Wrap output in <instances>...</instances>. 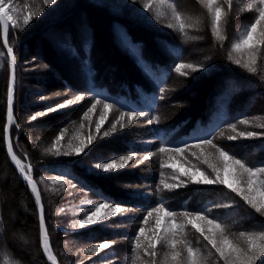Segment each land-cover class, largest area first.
<instances>
[{
  "label": "trees",
  "instance_id": "16d2710c",
  "mask_svg": "<svg viewBox=\"0 0 264 264\" xmlns=\"http://www.w3.org/2000/svg\"><path fill=\"white\" fill-rule=\"evenodd\" d=\"M147 2L55 0L45 6L43 0H13L17 15L31 12L33 19L24 26L20 16L18 28L9 24L8 45L16 64L12 147L17 158L32 169L50 247L58 264H149L150 258L142 250L133 253L132 244L141 226H154V217L147 225L142 220L147 210L159 203L177 213L200 211L214 217L227 226L233 240L241 230L264 229V215L256 213L223 184H194L187 175L180 174L179 180L172 181L171 172L175 171L167 166L169 163L213 175L205 163L190 156H200L204 147L190 148L179 155L159 152L161 146H184L208 138L249 166L264 162V127H257L264 125V45L255 51L231 50L254 22L255 8L246 9L250 0H233L230 12L224 5L227 15L221 22L225 35L221 42L212 34L206 6L198 0H152V7L145 11L143 5ZM170 5L182 15L183 33L175 26ZM169 23L174 27L168 28ZM93 30L104 34L110 51L108 58L101 52L96 63L94 41L86 36ZM109 36H113V44ZM192 47L201 49L200 54L191 52ZM250 51L256 57L254 73L242 66ZM236 59L242 61L241 65L233 63ZM180 62L203 65L204 70L193 73L183 69L186 75L181 76L175 71ZM129 65L141 70L138 75ZM8 80L9 58L1 43L0 29V264H50L40 247L33 194L5 152ZM186 83L193 86L189 91L198 90V95L188 98L186 91L179 92ZM76 95L83 99L31 120L32 115L68 99L75 100ZM97 97L114 105L99 134L95 132V122L102 108L91 114V121L83 119V113ZM146 101L154 103L153 107H145ZM121 110L143 111L146 115L130 124L125 117L124 127L118 124L111 132V124ZM153 115L159 117L158 124L147 122ZM242 119L248 123L241 124ZM233 123L235 132L229 127ZM106 130L110 134L103 137ZM249 131L258 135H237ZM61 132L64 136L56 144ZM89 135L94 141L85 149L87 155L54 154L56 150L71 152ZM229 136L237 139L229 140ZM211 150V162L219 164L218 153L215 148ZM124 155L135 156L124 168L104 172L95 167L98 162L119 160ZM165 183L181 186L166 189ZM104 200L130 211L81 229L79 220L86 219ZM185 232L184 238L193 247L205 256L211 252L208 264H223L191 225ZM105 241L115 243L97 251L96 245ZM178 250L183 252V245H178ZM156 251L160 264L169 250L158 244ZM256 264H264V257Z\"/></svg>",
  "mask_w": 264,
  "mask_h": 264
},
{
  "label": "snow or ice",
  "instance_id": "6c2138e0",
  "mask_svg": "<svg viewBox=\"0 0 264 264\" xmlns=\"http://www.w3.org/2000/svg\"><path fill=\"white\" fill-rule=\"evenodd\" d=\"M199 3L206 6L209 16L211 18V31L215 38L219 41H224L225 35L222 34L221 22L225 20L227 12L225 11L224 5L227 6V10L230 12L233 8V0H198ZM45 6L52 5L55 0H43ZM152 7V0H148L144 3L143 8L145 11H149ZM170 7H172L170 5ZM255 8L257 15L255 20L251 23L243 35L239 38L238 42L232 44V52H240L245 50H259L261 45H264V0H250L246 5L247 10H252ZM18 13V8L14 6L13 0H0V29L4 33V45L7 48L8 57L11 60V76L8 80L7 85V121L9 124L14 122V91H15V58L13 49L8 46V36H9V24L13 28L20 27L19 19L22 16L23 25L27 26L33 19V14L28 12L27 14ZM39 15V12L36 13ZM172 16L175 21V26L178 27L179 31L183 33L185 31V24L182 19L181 13L172 7ZM168 28H173L174 25L169 23ZM231 60L232 57L229 56ZM256 57L252 51L249 52L247 59L243 62V67L249 72H256V68L252 65L255 64ZM233 63L241 65L242 61L236 59ZM183 69H190L191 72H200L204 70L203 65H194L192 63L180 62L175 65V71L181 76H185L186 73ZM44 99V97H41ZM83 99L82 95H76L75 100L68 99L63 103L56 106L49 107L45 111L38 114H34L31 120L35 121L38 116L42 117L48 113L56 112L60 109L73 105L75 101H80ZM98 105H102V111L100 112L99 118L95 122V132L99 134L101 128L105 123L108 113L114 108L113 103L108 102L100 98H94V102L91 106L83 113V119L91 121V114H93ZM146 115L143 111H125L121 110L119 112L118 119L111 124V132H115L117 125L119 124L121 128L124 127L123 121L125 117L128 123ZM149 124H158L159 117L153 115L148 121ZM241 124H247V120H240ZM229 127L232 131H236V124H231ZM257 127H264V125H257ZM5 139L9 137V127L4 128ZM110 134L108 130L103 132V137H107ZM238 136L245 138H252L258 135L254 132H238ZM64 133L61 132L59 136L56 137L55 143L58 144L63 138ZM229 140H236L237 136H229ZM94 141V137L89 135L86 141L81 140L78 145H76L71 152L59 150L55 151V155L69 156V155H81L82 153L87 155L85 149L88 148ZM205 146L215 148L216 153H218L219 164L212 163L210 160L211 153L205 154L200 153L197 159L202 158V163L207 164V166L212 170L213 175L210 177L205 172L201 171L199 168H194L191 173L183 171L180 175H187L188 179L194 184H204V185H214L223 184L225 187L230 189L236 194L241 200L244 201L251 209L256 213L264 215V162H261L257 166H249L242 159L236 157L234 153H229L226 149L217 146L213 143L212 139L203 138L194 143H186L184 146H161L159 148L160 153H174L179 155L190 148L202 149ZM55 147V144H54ZM8 153L11 156L13 162L20 169L23 174V179L27 181L28 185L31 187L32 192L35 194L36 204L39 206V228L41 244L44 252L47 254L48 259L55 264L56 258L52 255L49 235L46 230L44 207L41 202L40 192L37 190L36 184L33 182V177L31 175L32 169L29 167L27 171L21 166L20 161L17 159L16 155L13 153L12 145H8ZM150 155H145L143 160L146 161L150 158ZM196 156L195 153H192ZM135 159L134 155H124L116 160L113 158L111 162H98L95 167L101 169L104 172H109L110 170H119L129 165ZM168 160H172V156L168 157ZM143 161H141L142 163ZM164 165H162L163 167ZM167 166L171 167V163ZM221 173L224 174L222 177ZM199 177V179L197 178ZM178 179V177H174ZM181 186L180 184H164L166 189H171ZM76 187V184H73ZM91 203V201H88ZM227 206V205H218ZM130 211V209H125L121 206L115 205L110 200H104L95 207V211H92L87 215L86 219L79 220V227L83 229L85 226L93 225L99 221L105 220L107 217L115 216L121 212ZM154 217V226L150 229H146L141 226L136 232L133 238L132 251L134 254H138L141 250L144 256L150 258L149 264H157V245L162 244L169 251L165 253L164 258L160 261V264H208L211 258V252L208 256H205L199 248H195L192 244L185 239L186 228L191 225L199 234L203 237V240L207 241V244L211 246L214 250L216 256L223 264H256L257 260L264 257V229L261 230H241L238 233L236 240L230 238L227 232V226L222 222L218 221L214 217H209L200 211H190L184 210L177 213L176 211L166 207L163 203H159L156 206L151 207L147 210V214L143 217L142 224H149L150 218ZM150 233V234H148ZM115 242L105 241L96 245L97 251L109 249ZM178 245H183V252L178 250ZM212 264H216L213 261Z\"/></svg>",
  "mask_w": 264,
  "mask_h": 264
},
{
  "label": "rangeland",
  "instance_id": "374dc122",
  "mask_svg": "<svg viewBox=\"0 0 264 264\" xmlns=\"http://www.w3.org/2000/svg\"><path fill=\"white\" fill-rule=\"evenodd\" d=\"M184 3V2H183ZM185 5H186V3H185ZM93 34H86V36H88L89 37V39H92L94 42H93V46H94V56H93V60L95 61V63L98 61V59L100 58V56H101V52L102 53H104V57H106L107 56V58L109 57V49H108V47H109V45H106L105 43H104V38H105V36H104V34L103 33H101L100 32V30H93ZM110 37V39L109 40H111L112 41V44H113V41H114V38H113V36H109ZM106 40V39H105ZM108 40H106L105 42H107ZM109 44V43H108ZM111 44V45H112ZM111 47H115L114 45H112ZM158 47V46H157ZM115 49V48H114ZM201 49H197V51H196V48H194V47H192L191 48V52H197L198 53V51H200ZM109 51V52H108ZM108 53V54H107ZM198 54H200V53H198ZM98 58V59H97ZM109 63H111V59L109 58ZM131 68H129L130 70H134L135 72H136V74L138 73V72H140L141 70L136 66V68L135 67H133L132 65H129ZM71 74H72V76H74V77H76V75L74 74V72L72 73L71 72ZM138 75V74H137ZM177 77H181V76H179V75H177ZM175 79H176V77L172 80V83H174L175 82ZM192 87L193 86H191L190 85V83H186V84H184V86H183V91H179V92H181V93H183L184 91H186V97H188V98H193L194 97V95H198V90H194V91H189V88H191L192 89ZM161 88V87H160ZM160 88H158V89H160ZM157 89V90H158ZM180 93V94H181ZM185 93V92H184ZM182 96H184V95H181V97ZM143 104V103H142ZM153 104L154 103H149L148 101H146L143 105L145 106V107H148V108H150V107H153ZM97 108L99 109H101L102 108V105H98L97 106ZM211 148L212 147H209V146H205L204 147V150L202 151V152H204L205 154H207L209 151H212L211 150ZM192 154V153H191ZM193 159H195L196 161H197V156H193V155H190ZM198 161H199V163H202V158L199 160L198 159ZM171 169H172V171H175V172H171V174L173 173V176L174 177H179V174L181 173V172H183V171H187L188 173H191V171H193V169H188V168H183L182 167V165L181 164H179L180 166L178 167V165L177 164H174V163H171ZM204 166H205V168H207V165L206 164H203ZM24 167H25V165H23ZM208 170H210V171H212L210 168H207ZM221 175H222V177H224V174L223 173H221ZM174 177L172 178V181H175L176 179H174ZM198 179H199V177H197ZM177 180H179V179H177ZM176 180V181H177ZM245 221V220H244ZM195 232L196 233H198L196 230H195ZM223 262V261H222Z\"/></svg>",
  "mask_w": 264,
  "mask_h": 264
},
{
  "label": "water",
  "instance_id": "95a60500",
  "mask_svg": "<svg viewBox=\"0 0 264 264\" xmlns=\"http://www.w3.org/2000/svg\"><path fill=\"white\" fill-rule=\"evenodd\" d=\"M4 40H5V37H4V33H3V30L1 29V43H2V46L7 54V48L5 47L4 45ZM9 46V45H8ZM10 47V46H9ZM9 58V78L11 76V72H12V69H11V60L12 58L8 57ZM15 88H16V64H15ZM13 124V123H12ZM12 124H9L8 121H7V101H6V116H5V125H4V128L7 126L9 127V137L8 139L6 140L5 139V134H4V147H5V152H6V155H7V158H8V161L10 163V165L12 166V168L15 170V172L18 174V176L22 179V181L27 185V187L30 189V191L32 192L31 190V187L28 185L27 181H25L23 179V174L20 172V169L16 166L15 162L12 161L11 159V156L9 155L8 153V145L9 143L12 145V141H11V126ZM14 153V151H13ZM33 182L35 183V181L33 180ZM36 184V183H35ZM37 186V185H36ZM37 190H38V187H37ZM39 191V190H38ZM34 198H35V194L32 192ZM36 202V201H35ZM42 202V201H41ZM37 205V204H36ZM37 211H38V220H39V216H40V212H39V206L37 205ZM39 231H40V228H39ZM50 244V242H49ZM40 247L42 249V252L44 253L47 261L52 264V261H50L48 259V256L47 254L44 252V249L42 247V244H41V237H40ZM51 248V247H50ZM52 252V250H51ZM52 255L54 256L53 252H52ZM55 257V256H54ZM55 264H58L57 260L55 261Z\"/></svg>",
  "mask_w": 264,
  "mask_h": 264
},
{
  "label": "bare ground",
  "instance_id": "6f19581e",
  "mask_svg": "<svg viewBox=\"0 0 264 264\" xmlns=\"http://www.w3.org/2000/svg\"><path fill=\"white\" fill-rule=\"evenodd\" d=\"M13 125V124H12ZM11 141H12V139H11ZM13 148V147H12ZM15 154V153H14ZM17 157V156H16ZM18 159V158H17ZM19 160V159H18ZM20 161V160H19ZM20 164H21V166L25 169V171H27V169H28V165H26V164H24L22 161H20ZM23 165H25V167L23 166ZM15 171V170H14ZM22 180V179H21ZM34 197V196H33ZM35 199V198H34Z\"/></svg>",
  "mask_w": 264,
  "mask_h": 264
}]
</instances>
